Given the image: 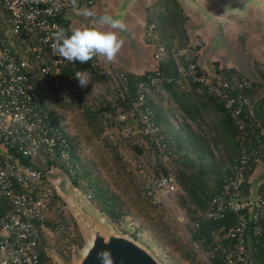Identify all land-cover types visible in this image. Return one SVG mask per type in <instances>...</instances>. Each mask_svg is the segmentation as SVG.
<instances>
[{"label":"built area","instance_id":"obj_1","mask_svg":"<svg viewBox=\"0 0 264 264\" xmlns=\"http://www.w3.org/2000/svg\"><path fill=\"white\" fill-rule=\"evenodd\" d=\"M103 0H0V201L5 200L11 212L0 215V264H42L41 234L49 223L53 225L55 241L69 251L79 249L82 230L70 204L59 193L45 172L48 160L57 157L69 180H77L81 167L64 131L55 124L50 109L42 104L32 78L41 76L46 87L57 90L63 100L79 97L75 74L80 62H69L54 54L53 33L57 27L71 34L65 15L68 11H90ZM146 39L155 46L154 59L159 64L166 49L157 45L154 27L146 29ZM182 79L199 85L198 92L213 96L223 103L239 131L240 155L233 175L211 202L201 221H224L235 218L230 229L216 235V250L225 264H264V182L257 193H247V172L253 166L264 170V139L254 136L262 127L256 104L245 93L254 89L242 75H214L199 71L195 62L196 48L173 49ZM120 90L126 91L127 77L116 75ZM162 93L159 80L149 78L137 86V100L131 103V113L138 115L140 134L158 137L159 128L146 107L152 93ZM117 121L123 132L135 136L126 114L118 112ZM175 122L181 123L173 112ZM264 136V129L262 131ZM166 157V156H165ZM164 157V158H165ZM138 172L154 207L163 209L175 201L180 188L173 174L151 171L142 163ZM73 183V182H72ZM183 221H187L183 217Z\"/></svg>","mask_w":264,"mask_h":264},{"label":"trees","instance_id":"obj_2","mask_svg":"<svg viewBox=\"0 0 264 264\" xmlns=\"http://www.w3.org/2000/svg\"><path fill=\"white\" fill-rule=\"evenodd\" d=\"M188 22L189 18L179 0H160L150 5L146 11V28L154 27V34L158 38L157 45L166 49V57L159 62L156 71L145 72L143 75L137 76L118 71V75H124L129 81L127 90L121 93L115 91V99L105 98L104 103L92 110L87 109L86 113L90 126L92 128L100 127L98 131L103 132L104 122H107L109 126L118 112L124 114L131 112V103L137 100L139 83L145 82L149 78L159 80L160 88L168 95L167 99L154 92L148 96L146 104L152 121L159 128V135L150 137L140 134L137 137H142L141 142L133 144L132 141H128V143L137 159L142 160L140 162L146 168L148 166L143 160L146 159L147 153L150 154L153 151L157 156L154 170L163 175L173 174L175 176L179 188L183 192L180 195L179 192L177 193L180 199L179 204L194 224L200 220L197 214L204 215L209 211L213 198L232 177L241 147L238 140L239 131L224 104L213 96L199 93V85L182 79L173 49L190 45L187 31ZM146 41L150 44L148 39ZM199 49L196 47V51ZM195 62L197 64V57ZM256 65L261 82L251 81L254 89L245 93L256 104L257 116L262 122V127L251 136H254V140L256 137L264 139L262 134L264 129V95L261 94V87L264 84V69L260 68L257 62ZM80 67V71L89 72L91 79L98 84L113 82L112 77L96 65V57L86 64L80 63ZM198 69L202 71L199 66ZM217 73L223 76L240 75L234 69H218ZM32 82L42 104L48 109H50L49 101L60 104L61 101L70 102L81 98L79 81L76 85L80 90V95L71 100H63L57 90L46 87L39 75L32 78ZM166 100L174 102L176 107L167 109L165 107ZM173 112L181 119V123L178 125L174 122ZM50 116L55 124L67 131L59 117L51 110ZM139 128H141L140 121ZM67 138L72 145L74 158L81 167L78 179L72 180L73 184L80 189L87 187L86 195L91 199L94 207L104 212L116 227L124 233H128L124 224L126 218L132 215L135 219L144 220L152 232L162 236L163 241L167 239L165 243L168 247L176 246L189 263L198 264L193 252L194 245H198L210 256L211 264H225L222 253L216 250L215 239L224 227L228 230L234 225L235 218L233 216H229L224 221H201L199 228L192 230V239L189 244L184 243L180 238L177 239V242L171 237L174 232L172 221L166 212H161L153 206L145 191L144 180L140 174L142 184L135 188V193L129 195V199L126 201L124 196L128 194V191L122 190L120 194L112 190L108 184L99 181V178L95 176L94 169L84 163L78 154L81 147L78 139L72 137L69 132ZM111 149L115 160L121 164L118 147L112 144ZM163 155L169 157V164L163 162ZM52 168L65 169L57 157L48 160L44 171L49 172ZM255 168L256 166H253L248 170V180L253 175ZM249 192L250 185L248 184L247 193L249 194ZM9 212H11V208L8 203L1 200L0 215H6ZM48 226L53 228L51 223ZM131 236L138 239L135 232ZM83 246L84 242L81 240L79 247ZM39 249L41 263L53 264L52 259L46 253L43 232Z\"/></svg>","mask_w":264,"mask_h":264},{"label":"rangeland","instance_id":"obj_3","mask_svg":"<svg viewBox=\"0 0 264 264\" xmlns=\"http://www.w3.org/2000/svg\"><path fill=\"white\" fill-rule=\"evenodd\" d=\"M158 1L160 0H148L147 3L153 5ZM145 3L144 1L142 2L143 5ZM180 3L183 7L182 2ZM136 11L137 13H141L140 8ZM184 12L189 18V22L187 23V31L190 38L189 46L200 48L197 50L198 52L196 51L198 55L197 65L200 69L208 70L212 75H214L218 69H234L252 82H261L256 62L259 64L260 68L264 69V36L261 32V26L264 25V20L257 12H252V14L245 19H219L218 14L215 13L214 16L220 21V26L217 24L207 25L206 27L202 26L204 22L201 19L193 16L185 9ZM140 16L144 19V12L141 13ZM101 27V25L96 26V28ZM119 32L120 31H118V33ZM143 34L144 31L138 29L135 37L136 45L133 46L130 44L131 41L129 39L122 38L124 40L123 47L114 60L122 69L132 70L134 66L149 71H156L158 69V63L153 57L155 47L149 43L148 47H146L145 44L141 42ZM129 45L132 46L134 50L133 57H135V59L130 57L127 53ZM99 59L108 70L111 63L107 62L106 58L99 57ZM135 63H137V65H135ZM217 65L219 66L217 67ZM138 71L134 69L133 72L138 73ZM117 74L118 73L115 71L113 72V84H98L90 77V83L86 87L80 86L81 98L78 100L70 102L61 101L60 104L49 101L48 104L50 110L59 117L70 135L78 139L81 145L78 154L84 163L90 168H93L95 176L99 178V181L108 184L112 190L120 194L122 190L128 191V194L124 196L127 201V199H129L128 196L135 193V188L142 184L138 172V165L142 160L139 161L137 159L135 152L128 143V141H132L133 144H137V142L143 140L142 137H137L140 135L141 131V128H139V117L138 115L133 116L131 112L126 113L128 123L135 131V136L128 137L123 132V127L117 121L116 117L114 121L112 120V122H110L109 126L107 122H104L105 128L103 132H99L98 130H100V127L92 128L90 126L86 113L87 109L92 110L104 103L105 98L110 100L115 99V91L122 92L118 81L115 79ZM261 88V94L264 95V84ZM161 92L162 93L158 94L167 99V93L162 89ZM165 107L167 109H172L176 107V104L166 100ZM175 121L176 120H174V122ZM175 123L178 125V122ZM112 144L118 147L119 156L122 161L121 164L114 158L111 149ZM146 155V159L143 161L146 162L147 168L152 171L157 164V156L153 151ZM163 162L169 164V157L167 155H163ZM55 178L57 177L52 178L53 182L56 181ZM260 178L264 179V170L259 166L251 180V188L252 192H254L253 195L256 193L255 191ZM70 184V186H73L72 182ZM78 190L92 204L91 199L86 195L87 187H83V189L78 188ZM182 193L183 192L180 190L179 195ZM179 195L177 194L175 196V201L166 205L163 209H157L161 212H166L170 221H172L174 227L173 235H171L172 239H176L178 242L177 239L180 238L184 243L189 244L192 239L194 224L189 220L186 211L180 206ZM94 208L109 219L104 212L96 207ZM183 217H186L188 222L183 221ZM124 226L129 234L124 233V231L120 230L118 227L116 228L121 233L131 238H133L131 236L132 233H137L138 243L150 250V252H152L163 264H191L183 258V253L180 252L176 246L168 247L165 243L167 239L163 241L161 235L152 232L144 223V220L135 219L134 216L131 215L126 218ZM82 234L84 246L82 248L79 247L76 253L69 252L66 246L55 241L52 228L47 225L43 231V237L46 241V253L50 255L53 264H56L54 259L55 255L62 257L67 264L78 263L79 256L83 254L88 245L87 238H85L83 232ZM193 249L198 264H211L210 256L201 250L198 245H194Z\"/></svg>","mask_w":264,"mask_h":264},{"label":"water","instance_id":"obj_4","mask_svg":"<svg viewBox=\"0 0 264 264\" xmlns=\"http://www.w3.org/2000/svg\"><path fill=\"white\" fill-rule=\"evenodd\" d=\"M143 1L147 3L148 0H119L113 17L122 19L126 24L132 11L145 6L146 3L143 5ZM179 2H182L185 10L204 22L203 27L217 24L220 26V21L214 16L215 13L219 19H245L252 12H257L264 20V0H179ZM261 32L264 36V25L261 26ZM119 33L121 38L132 41L127 30ZM54 177H57L55 183L59 193L70 204L88 240V245L79 256L77 264H101L97 259V252L104 250L112 253L113 264H163L136 239L121 233L110 219L94 208L74 184L70 186L71 182L63 170L53 168L50 174L52 181ZM78 250L75 249L74 253ZM48 256L50 257L49 254ZM54 259L56 264H67L59 255H55Z\"/></svg>","mask_w":264,"mask_h":264},{"label":"clouds","instance_id":"obj_5","mask_svg":"<svg viewBox=\"0 0 264 264\" xmlns=\"http://www.w3.org/2000/svg\"><path fill=\"white\" fill-rule=\"evenodd\" d=\"M72 3L75 8L76 0H72ZM78 11H83V14L89 17L95 15L92 11ZM94 23L107 26L110 30H101L96 27L76 28L68 35L66 29L57 27L53 33L54 54L69 62L79 61L86 64L97 56L106 58L109 63L113 62L124 44V40L114 30L124 32L127 26L122 19L110 15L100 16ZM75 79L79 81L81 87H86L90 83L89 72L77 71ZM97 259L101 261V264H113L112 253L107 250L97 252Z\"/></svg>","mask_w":264,"mask_h":264},{"label":"crops","instance_id":"obj_6","mask_svg":"<svg viewBox=\"0 0 264 264\" xmlns=\"http://www.w3.org/2000/svg\"><path fill=\"white\" fill-rule=\"evenodd\" d=\"M118 1L119 0H103V2L98 3L94 8H92L90 11H92L95 15L94 16H86L83 14V11H68L65 15V20L68 24L69 29L72 31L76 28H85V27H96L99 24L94 23V21L103 15H110L113 16L116 11H117V7H118ZM150 6V4H146V6H143L141 10V13L144 12L145 17L144 19L140 16L141 13H137V11H132L130 13V15L127 18L126 21V26H127V31L128 33L131 35V45H136V33L138 31V29H142L144 31L143 36L141 37V42L145 44L146 47H148V43L146 42L145 39V35H146V10L147 8ZM143 19V20H142ZM101 30H110L107 28V26H102L100 28ZM117 32V35L120 37V33H118L119 30H114ZM134 43V44H133ZM151 45V44H150ZM132 46L129 45V48L127 49V53L130 57H132L133 59H135V57H133V49ZM155 47V46H154ZM137 54V53H136ZM101 60L99 59V56L96 57V65H98L106 74H108L109 76H111L112 78L114 77L113 72L115 71L116 73L118 71L124 72V73H128V74H133V75H143L145 72H149V70H145L138 68L137 66H134L132 68V70H124L120 67V65L113 61L111 62V65L108 67V70L105 68L104 63L100 62ZM135 65H137V63H135ZM135 70H139L138 73L133 72ZM152 71V70H150ZM256 170H258V167L255 168L254 173L256 172ZM253 173V175H254ZM253 175L250 177L249 179V185H250V192H252V188H251V180ZM263 178H260L258 181V186L256 188V191L259 188V185L262 183ZM254 193V192H252Z\"/></svg>","mask_w":264,"mask_h":264}]
</instances>
